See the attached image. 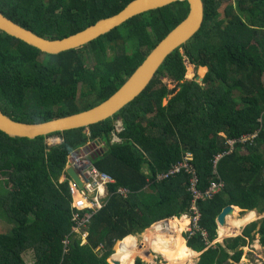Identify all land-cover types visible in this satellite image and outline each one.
<instances>
[{
    "label": "trees",
    "instance_id": "1",
    "mask_svg": "<svg viewBox=\"0 0 264 264\" xmlns=\"http://www.w3.org/2000/svg\"><path fill=\"white\" fill-rule=\"evenodd\" d=\"M129 1L0 0V11L53 39L112 15ZM223 2L203 0L200 28L165 58L144 90L112 116L35 138L10 137L0 130V215L11 224L0 231V264H27L23 258L27 250L33 251V264H109L116 241L186 213L189 174L157 177L185 152L192 154L200 190L214 180L223 183L211 198L197 203L199 225L208 242L216 237L215 219L225 205L264 212V0H231L221 7ZM187 10V2L176 1L145 11L81 47L57 54L0 31L1 110L15 120L40 122L99 103ZM180 49L189 62L207 68L200 82L184 78ZM161 77L175 86L169 88ZM117 120L122 130L119 140L111 142ZM254 133L253 138L235 142L228 152V139ZM54 135L61 141L46 143ZM88 144L91 162L115 180L109 190L125 187L130 193L111 195L92 215L86 243L72 237L64 251L62 241L72 225L70 196L67 181L58 179L67 157ZM237 212L233 208L232 215ZM168 224L176 226L172 219ZM254 234L264 248V217L225 239L224 246L205 248L200 234L184 237L188 247L202 251L196 264H241L243 250L238 248L252 241ZM133 240L130 236L117 245L113 256L120 263L131 264L136 253L131 249ZM173 244L175 249L182 247L174 251L183 257L168 259L179 264L189 261L193 252L184 240L177 235ZM134 264L144 262L136 258Z\"/></svg>",
    "mask_w": 264,
    "mask_h": 264
},
{
    "label": "water",
    "instance_id": "2",
    "mask_svg": "<svg viewBox=\"0 0 264 264\" xmlns=\"http://www.w3.org/2000/svg\"><path fill=\"white\" fill-rule=\"evenodd\" d=\"M176 1L187 2L188 10L185 17L156 43L129 77L106 99L87 109L40 122L15 120L3 113L0 108V130L10 137L35 138L55 131L86 127L112 116L138 96L165 58L172 51L184 45L200 28L203 21L204 6L203 0H130L118 12L99 18L72 34L53 39L36 34L9 19L0 11V31L22 40L42 52L57 54L68 49L81 47L134 15ZM195 80L200 82L202 77ZM65 173L77 186H81V182L72 167L66 168ZM233 208V205H225L221 209L215 219L218 225L225 224V218L232 214ZM111 262L120 264L114 256L111 257Z\"/></svg>",
    "mask_w": 264,
    "mask_h": 264
},
{
    "label": "built area",
    "instance_id": "3",
    "mask_svg": "<svg viewBox=\"0 0 264 264\" xmlns=\"http://www.w3.org/2000/svg\"><path fill=\"white\" fill-rule=\"evenodd\" d=\"M122 130V124L119 120L115 122L114 130L111 132V142L118 141V133ZM254 134L250 136H242L241 138L234 140L228 139L229 151H231L235 142H244L248 138H253ZM89 145L82 147L79 152L71 153L66 161V165L63 169V173L58 180L59 182L67 181L68 194L70 196V210H71V231L65 236L62 243L64 245V251H66V246L72 237H76L80 240V244L86 243L88 235V224L94 213L99 211L108 201L111 195L117 194L121 196H127L129 190L125 187H118L115 190H109V185L114 183V178L105 171H101L90 160ZM77 153L80 155L77 156ZM75 157V159H73ZM221 154L215 157L218 159ZM192 154L190 152H185L182 158L176 163L171 164V166L161 174H158V178L168 177L169 175H174L184 171L189 174V183L187 185V190L190 193V202L188 209L184 216L187 218V225L185 229V235L191 237L196 234H200L202 240L205 244H209L207 240L206 231L199 225L200 211L198 208V200L211 198L216 192H218L223 183L221 180H214L209 183V185L200 190L197 185V177L193 166L191 164ZM67 167H72L76 172L81 186H77L73 180H71L67 175L64 174Z\"/></svg>",
    "mask_w": 264,
    "mask_h": 264
},
{
    "label": "rangeland",
    "instance_id": "4",
    "mask_svg": "<svg viewBox=\"0 0 264 264\" xmlns=\"http://www.w3.org/2000/svg\"><path fill=\"white\" fill-rule=\"evenodd\" d=\"M225 2H223L221 4V7L226 4L227 2H231V0H224ZM220 10V17L223 16V12H222V9H219ZM180 52L183 54V49H180ZM184 55V54H183ZM89 60V58H88ZM186 63V70H185V75H184V78L185 79H200V77H203V75L205 74L206 72V67L205 66H199L198 64H191L188 62V59H187V56H183V63ZM202 67H205L204 70H201ZM189 69V70H188ZM187 75V76H186ZM162 81L166 82V84L168 85L169 88H172L175 86V83L172 82L171 80L167 79L166 77H161ZM262 81L264 82V74L262 75ZM236 93V92H234ZM164 102H166V100H164ZM61 141V139L58 137V136H50V137H47L46 138V143L48 144H53V143H59ZM80 154L77 153V156H79ZM76 156H74L73 159H75ZM130 193V192H129ZM251 211H254L255 212V216H252L251 214H248L247 211H245L244 209H241L238 214L236 213V215H230V216H237V221L239 222V220H242L243 217H249L250 216V220L251 221H254V220H259L260 218L264 217V212L263 213H259L257 212L255 209L251 210ZM177 219L179 221H182V219H185L187 220V218L184 216V215H180L179 217H176V216H173V217H168L164 220V222H167L168 220H171V219ZM249 220V221H250ZM183 221V222H184ZM250 221V222H251ZM237 223V226H239L241 223ZM217 223V222H216ZM249 223V222H248ZM243 224V223H242ZM187 223L183 226V228L178 231V229H175V228H168L167 230H165V233L168 232L166 234V236H168V238L172 237V238H175L177 236V234H179L178 236L179 237H182V239L184 240V236H185V229L187 228L186 227ZM11 224L8 223L6 221V219L4 218V216L0 215V231H5L8 227L10 228ZM218 225L216 224V227ZM221 225H219L220 227ZM163 228V226H162ZM146 231L149 232L147 238H144L143 234H139L141 235L142 237L139 238L140 236H138L137 233L135 234H130V235H127L125 237H123L122 239L116 241V243L114 244V248H113V252L110 254V256L108 257V261L110 264H114L113 262H111V257L113 256V254L115 253V249L117 247V245L120 243V242H123L127 237H130L132 236V238L134 239L133 241V246H134V243H135V248L137 250V252L135 253L134 256H132V260L136 259V258H140L144 264H179L177 262H174L173 260H170L172 263L169 262V260H167L166 256L163 254V252L161 251V249L163 248H160L159 247V244L155 245L154 243L156 241H158V232L157 234H151L152 231H157L156 227L155 228H149L147 227L143 233H145ZM238 230L236 229V232ZM229 235H232L230 233H233L232 231L231 232H228ZM134 237H136L137 239H135ZM155 238H156V241H155ZM168 238H167V243L165 244L166 246H169L168 244ZM217 238V237H216ZM257 234H254V239L252 241H250L246 246H244L242 248L243 250V255L244 253L246 252V256L240 258L241 260V264H256V263H260L261 261L264 260V248L259 244V245H256L258 243H256V239H257ZM171 239V238H170ZM185 242V240H184ZM211 242V241H210ZM140 243H143L142 244V248L145 250L149 249L150 252L148 254H144V256H141L142 253H139L140 252V248H139V244ZM214 244V241H212L210 243V245ZM223 244L224 246V243H221ZM174 245V244H173ZM185 246V245H184ZM208 246V245H207ZM156 247V248H155ZM208 248V247H207ZM165 251H168L167 255H169V257L171 258L172 257V254L175 252L174 250H177L178 248H174V246L172 248H164ZM185 249V247H184ZM146 252V251H145ZM228 253H231V250L228 251ZM182 257V255L180 254L179 257ZM196 253H193L192 255L188 256V260H185L183 259L182 263L181 264H196L197 260H196ZM23 258L24 260L26 261L27 264H33V261H34V255H33V251L32 250H27L23 253ZM173 259H176L175 257H172ZM185 258V257H184ZM239 260V262H240Z\"/></svg>",
    "mask_w": 264,
    "mask_h": 264
},
{
    "label": "crops",
    "instance_id": "5",
    "mask_svg": "<svg viewBox=\"0 0 264 264\" xmlns=\"http://www.w3.org/2000/svg\"><path fill=\"white\" fill-rule=\"evenodd\" d=\"M233 207L234 208H237L238 209V211H240L241 210V208H239V207H237V206H234L233 205ZM245 211H247V212H249V211H251V210H245ZM237 214H238V212H237ZM232 215V214H231ZM166 219V218H165ZM165 219H163V221H161V220H159V221H156V222H154L153 224H151L150 225V228L152 229V228H155L156 227V229H157V232H158V241H156L154 244L155 245H157V244H159V247L160 248H162L163 247V249H161V251L163 252V254L166 256V258H167V260H169L168 259V257H169V255H167V253H168V251H165V249L164 248H172L174 245H173V238L172 237H170V238H168V236H166V234L168 233V232H166L165 233V230H167L168 228H175V229H178V231H180L182 228H183V226L187 223V220L185 219V221H184V219H182V221H179V220H177L176 218L175 219H172L173 221H174V223L176 224V226L174 227V226H172L171 224H168V221L167 222H164V220ZM230 220V221H229ZM161 221V223H159ZM184 221V222H183ZM251 221V220H250ZM250 221H248V222H250ZM233 222V223H232ZM236 222H238L237 221V216H227L226 218H225V224L224 225H221L220 227H219V225L216 227V237L212 240V241H214V244H212V245H210V243L212 242H210L209 244H207L206 246H205V248H207V247H210V246H212V247H214L215 246V244H217V243H224V240L225 239H228V238H231V237H235V236H237V235H239V234H241V232H242V229H243V227L246 225V224H248V222H245V223H243V224H240L239 226H237V223ZM231 224V225H230ZM162 226H163V228H162ZM227 229V230H226ZM236 229L238 230L237 232H236ZM169 230V229H168ZM220 230L223 232V234H220L221 232H220ZM218 231H219V233H218ZM233 232V233H230V234H232V235H229V233L228 232ZM144 234V233H143ZM148 234H149V232L148 231H146L145 232V235H143L144 236V238H147V236H148ZM177 235H179V234H177ZM138 236H140L139 238H141L142 236L141 235H139L138 234ZM257 237H258V235H257ZM135 239H137L136 237H134ZM167 238H168V244H169V246H166L165 244L167 243ZM182 238V237H181ZM184 240H185V242H184V245L186 246V248H188L189 250H191L193 253H196V260H198L199 259V255H200V253L202 252L201 250L200 251H195V250H193V249H191L190 247H188L187 246V244H186V239L184 238ZM249 242H247V244H248ZM256 243H258V238L256 239ZM142 244L143 243H140L139 244V250H141L139 253H142V255L141 256H144V254H148L149 252H150V250L149 249H147V250H145L144 251V249L142 248ZM246 244V245H247ZM222 246H223V244H221ZM224 245H225V243H224ZM245 245V246H246ZM256 245H259V243L258 244H256ZM135 246V245H134ZM244 246H242V247H239L238 249H242ZM114 248V247H113ZM182 248V247H181ZM180 247L178 248V249H181ZM133 251H135V252H137V250H136V248L134 247V248H131ZM177 249V250H178ZM114 251V250H113ZM226 251L228 252V251H230L229 249H227L226 248ZM232 252V251H231ZM176 255H180V253L179 252H174L173 254H172V257H176ZM242 255H243V253H242ZM242 255H241V257H242ZM244 256H246V252L244 253V255H243V257ZM171 257V258H172ZM183 257V256H182ZM240 257V258H241ZM125 259V257H123V260ZM173 259V258H172ZM230 262H231V259L229 258L228 259ZM107 261H108V258H107ZM170 261V260H169ZM108 263H109V261H108ZM171 263V262H170ZM239 263H242L241 262V260H240V262ZM110 264V263H109ZM120 264H122V263H120ZM131 264H133V260L131 261Z\"/></svg>",
    "mask_w": 264,
    "mask_h": 264
},
{
    "label": "bare ground",
    "instance_id": "6",
    "mask_svg": "<svg viewBox=\"0 0 264 264\" xmlns=\"http://www.w3.org/2000/svg\"><path fill=\"white\" fill-rule=\"evenodd\" d=\"M181 2V1H180ZM205 69V68H204ZM203 68H201V70H204ZM189 70V69H188ZM187 76V75H186ZM248 214H251L252 216H255L256 214H255V212L254 211H249V212H247ZM250 220V216L249 217H243L242 218V220H239V222L238 223H245V222H248ZM230 221V220H229ZM233 223V222H232ZM231 225V224H230ZM227 230V229H226ZM220 234H223V232L220 230ZM218 233H219V231H218Z\"/></svg>",
    "mask_w": 264,
    "mask_h": 264
},
{
    "label": "clouds",
    "instance_id": "7",
    "mask_svg": "<svg viewBox=\"0 0 264 264\" xmlns=\"http://www.w3.org/2000/svg\"><path fill=\"white\" fill-rule=\"evenodd\" d=\"M189 62V61H188ZM189 63H191V62H189ZM184 64H185V67H186V63L184 62ZM193 64V63H192ZM206 70H207V68H206ZM191 79V78H190ZM196 79V78H195ZM98 143V142H97ZM74 152H77V151H74ZM73 153V152H72ZM68 158V157H67ZM65 165H66V163H65ZM65 167V166H64ZM68 168V167H67ZM64 169V168H63ZM62 173H63V171H62ZM64 174L66 175V173L64 172ZM62 175V174H61ZM61 175H60V177H61ZM60 177H59V179H60ZM68 177V176H67ZM58 179V180H59ZM64 182V181H63ZM184 215V214H183ZM163 220V219H162ZM161 220V221H162ZM153 224V223H152ZM114 247V246H113ZM134 262H135V259L133 260V264H134Z\"/></svg>",
    "mask_w": 264,
    "mask_h": 264
},
{
    "label": "flooded vegetation",
    "instance_id": "8",
    "mask_svg": "<svg viewBox=\"0 0 264 264\" xmlns=\"http://www.w3.org/2000/svg\"><path fill=\"white\" fill-rule=\"evenodd\" d=\"M191 64H192V63H191ZM192 65H193V64H192ZM193 66H194V65H193ZM202 68H205V67H202ZM194 79H195V78H194ZM148 228H149V227H148ZM144 230H145V229H144ZM144 230H143V231H144ZM143 231H142L141 233H138V234H143Z\"/></svg>",
    "mask_w": 264,
    "mask_h": 264
}]
</instances>
